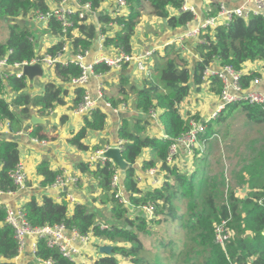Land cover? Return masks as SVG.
I'll return each instance as SVG.
<instances>
[{"label":"trees","instance_id":"obj_1","mask_svg":"<svg viewBox=\"0 0 264 264\" xmlns=\"http://www.w3.org/2000/svg\"><path fill=\"white\" fill-rule=\"evenodd\" d=\"M56 1L59 5L64 0ZM105 1L81 0L80 4H89L91 11L97 12ZM125 1L129 14L115 18L103 15L101 23L104 34L107 33L105 27L118 29H115L114 35L105 38L104 47L126 54H132L133 38L143 16L161 20L173 30L188 26L195 18L191 11L182 10L185 0ZM51 9L44 0H0V18L14 23L10 26L8 40L0 44V59L6 58L13 65L31 62L45 55L56 57L66 53L64 47L67 45H70L72 54L87 55L97 36V28L94 24L86 23L87 15L80 17L81 10L69 16L72 26L66 31L62 22L54 16L50 17L48 29L60 35L63 41L49 48L44 55L36 53L29 31L19 23V18L30 14L34 17L47 14ZM174 10L179 11V14L174 15ZM75 31L80 34L78 38L73 37ZM196 50L201 59L196 64L190 63L175 44L167 45L163 52H155L151 78L144 79L141 89L132 87L130 90L136 94L135 109L139 115L134 116L135 121L123 119L119 130V137L124 141L123 159L131 166L124 176V198L129 204L116 197L117 190L112 186L114 174L119 170L114 162L98 160L94 167L82 162L77 167L80 174L94 178L101 189L94 203L110 207V219H98L94 206L92 208L88 204H75L71 209L65 200V193L61 195V202L49 195H44L42 202H39L33 196L23 206L26 221L32 229L64 225L70 232L76 231L81 236L91 235L97 240L112 243V255L99 257L94 264H122L117 256L126 258L131 264H264V148L255 150L251 158H244L243 162L238 161L230 166L239 187L247 188L245 199L237 198V188H234L226 200V176L223 173H220L223 176H211L214 170L208 162L212 157L211 150L218 147V144H214L218 142L210 138L218 136L220 127L217 126L225 121V113L234 114L239 110L250 123L264 125V106L240 102L227 107L216 121L208 124L206 133L199 136L200 142L208 141L210 148L205 150L207 154H198L192 168L189 165L181 167L168 163L172 145L191 130V121L201 122L199 115L183 118L178 108L193 88L199 90L205 83V71L216 64L221 69L232 66L237 71H242L246 64L264 65V15L250 13L247 17L235 18L229 26L202 30ZM9 52L12 53L8 55ZM55 69L56 76L65 86L48 82L41 95L26 92L28 82L25 77L18 78L7 71L0 72V123L7 122L13 133L20 132L25 122L31 120L32 109L51 113L64 106L70 90L66 85L82 75V68L70 62L68 65L57 64ZM93 71L106 75L112 69L105 64H95ZM260 76L252 71L243 74L242 88L252 90V83ZM127 84L128 81L122 77L119 94L123 99L119 100V104L126 103L129 94ZM222 87V81L214 76L210 84L211 92L221 97ZM74 91L72 108L76 109L86 89L77 87ZM108 103L115 109L118 107L116 100H108ZM155 111H162L160 120L166 138L146 134L148 117ZM107 119V113L97 107L84 116L82 128L69 140V144L80 151H89L91 147L85 140L90 132H103ZM31 126L32 139L39 143L50 140L45 126ZM93 149L102 150L99 145ZM254 149L255 143L252 142L250 150ZM145 150L151 151L152 158L142 162V170L156 169L161 164L163 176L162 185L147 192L139 187L135 168ZM221 154L217 159L220 165L227 161L226 155ZM20 162L19 143L0 140V193L14 194L20 190L12 176ZM37 174L42 178L40 186L46 189L53 188L61 172L53 170L51 163L44 160L37 166ZM182 202H185L183 210L179 207ZM149 204L155 206L153 219L139 212L132 218L130 210ZM7 214V209L0 207V264H13L12 261L20 253L15 230L6 223ZM228 219L233 236L223 250L215 243V225ZM167 223L173 226L170 230L164 227ZM154 226H161L164 232L158 245H152L156 252L151 256L145 242L155 235ZM47 242V238L38 240L35 253L37 261L77 264L64 257L59 247H49ZM163 250L167 251V255L163 256Z\"/></svg>","mask_w":264,"mask_h":264},{"label":"crops","instance_id":"obj_2","mask_svg":"<svg viewBox=\"0 0 264 264\" xmlns=\"http://www.w3.org/2000/svg\"><path fill=\"white\" fill-rule=\"evenodd\" d=\"M44 1L50 8L59 6L56 0ZM221 4H223L228 10H235L241 7L247 8L248 10L252 8V6L246 4L245 0H186L185 6L189 8L195 16L194 21L187 26V30H184L183 28L179 30L169 29L165 22L149 15H145L136 28V34L132 43V54L137 56L144 54L149 50L163 52L167 45H172L174 43L181 49L183 56H185L190 63L196 64V62L201 61L196 50L199 42L198 37L190 39L185 38L183 41H180V39L178 40V37L180 38L184 33L188 34L190 31L200 28L208 19L213 17L218 12ZM77 5L78 3L75 0H67V4H64V7L74 11L78 10ZM84 13L88 16L86 23L94 24L97 28V36L93 42L91 50L85 58L84 63L89 66L96 64L104 58H114L117 55L118 50L114 48H105L104 40L107 36L114 35L116 28L113 27L109 29L108 27H105L107 33L104 34L102 32L103 25L101 23V18L103 15H108L114 18L118 15H127L129 14L128 7L119 11L117 0H106L102 4L99 11L92 12L90 10H86ZM172 13L174 15H178L179 11L174 10ZM98 14L100 15L98 16ZM19 20L21 25L25 26L29 31V35L35 45V51L39 55L46 54L49 48L56 45L60 41H63V38L60 35L55 32H51L47 27L48 25L41 24L32 14L28 17H20ZM2 21L4 24H9V31H7V35L4 40L0 42V44H3L8 40L10 36V26L14 24L8 20L6 21L5 19H2ZM79 35L80 34L77 31L73 33L74 38H78ZM59 58V61H72V59L76 58V55L73 56L70 50H68ZM151 65L153 68L154 60ZM211 69L214 71H221L218 64L212 65ZM48 70H50L49 72L52 73V76L50 74L51 77L50 79H47L46 84L48 82H55L60 86H65L56 76L55 68L46 67L44 69L45 72ZM250 71L261 74L259 77L260 83L258 85H254L253 83L252 90L264 94V65L262 63L246 64L245 68L242 70L243 74ZM122 77H125L127 81L130 80V82H136L139 85L136 87L138 89L142 87L144 79L147 78L143 72L138 70L136 63L130 66H124L121 70H112L106 75L94 74V76L89 77L85 89L89 96L93 100L97 101L96 108H101L108 115L105 130L103 132H90L85 140V143L91 147L89 151H80L69 144V140L82 128L84 118V116H80L76 113V109L72 108L73 99L75 97V88L71 85H66L70 90L68 98L66 99L67 103L64 106L56 108L54 111H51V113L39 112L38 109H32V115H36L40 119L46 121V124L42 125L45 126V132L49 135L50 140H52L46 141L45 145L36 142L35 139L30 137V133L32 131L30 120L25 122L22 131L16 133L11 131L10 125L7 122L0 123V140H12L19 143L21 149V162L24 164L26 170L25 188L20 189L14 194L0 193V207L17 211L22 209L24 204L33 196H36L38 201L42 202L44 195L53 196L58 202H61V195L65 193V200L70 204L71 209H73L75 204H90L92 208L93 206H96L105 209L107 212L100 218L106 220L109 219V216L111 215L109 210L110 207L94 203V198H97L101 194V189L98 187V183L91 176L80 174L77 167L78 164L82 162L88 163L90 166L94 167L97 163L94 158L97 157L98 152L103 150L105 151L108 148L119 147V144L122 141L119 137V130L122 123V120L118 117L119 113L129 114L130 117L128 119H130L133 114L139 115V111L135 109V103L131 101H129V103L126 102L118 104V107L115 109L118 112L113 110L112 106H108V104H110L108 103V100L114 99L110 98L107 93V85H117V83L121 85ZM212 79L213 78H210L209 80L207 79L199 90L197 88H193L190 95L180 104L178 108L180 115L183 118L199 115L202 123L207 122V129L208 124L216 121L226 109L222 110L216 119L209 121L213 114L216 113L222 106V99L220 95L212 93L210 90ZM46 84L44 86H46ZM44 86L32 85L28 80V88L26 92L32 95H41L45 89ZM71 90H73V92ZM204 90L206 92H204ZM200 96L203 97L205 102L204 105L199 102ZM120 97L123 99L122 95H120ZM121 98H119V100H122ZM124 104H126L125 109H123ZM161 112L162 111H155L156 116L149 115L148 117L149 124L146 127V134L150 137H157L160 139L166 138L164 125L160 120ZM63 119H66L65 122H62ZM26 131L27 133H25ZM103 140L107 142L106 145H104V148L101 151H95V154L91 153L93 148L98 145L100 146ZM179 149H181L182 154L185 155L183 159L186 160V156L188 154L187 149L183 145H180ZM69 150L72 151V154L75 157L72 158ZM151 158V151L145 150L135 165V168L137 169L136 175L138 185L142 190L145 189L142 188L144 180H150L152 184L156 186L159 182L157 178L158 174L160 175V178H163L160 172L161 164H158L154 175H150L148 173L149 170H142V162L144 160H150ZM44 160L50 161L52 169L60 171L62 175H73L78 177L80 180L79 184L77 186L67 188L66 191L55 188H42L40 186L42 178L37 174V166ZM138 169H140L141 175ZM243 189L237 191L238 194H246V192H242ZM120 191L122 195L126 196L124 193V176L122 174L120 176ZM71 198L74 200H71ZM138 212L139 211L137 210H130V215ZM139 213L142 214L141 212ZM66 238L78 250V254L74 257L77 264H94L99 257H102L98 255V253H100L99 249L101 246L109 245L113 247L112 243H109L108 241H100L95 238H92L86 243L74 240L69 232L66 233ZM36 243L37 240L35 236H28L25 239L24 246L20 250L18 257L12 261L13 264H37V260L33 252V248ZM120 260H122V258H120Z\"/></svg>","mask_w":264,"mask_h":264},{"label":"built area","instance_id":"obj_3","mask_svg":"<svg viewBox=\"0 0 264 264\" xmlns=\"http://www.w3.org/2000/svg\"><path fill=\"white\" fill-rule=\"evenodd\" d=\"M78 5V10L81 9L80 17L84 18L85 13L84 11L90 10L91 7L89 4L81 5V0H75ZM186 2V0H185ZM246 4L252 6L251 9L247 8H238L235 10H228L223 4L220 5L218 13L208 19L200 28L190 31L188 34L180 37L181 41L185 38H200L201 31L204 29H212L215 30L220 26H229L232 21L237 17H247L250 13L262 14L264 15V0H245ZM63 4V5H62ZM64 4H67V0H64L59 6L52 8L50 12L47 14H38L36 19L44 25H47L50 17L54 16L57 20L63 23L64 30L66 31L67 28L72 26V22L70 21L69 16L76 12L77 10H71L64 7ZM119 11L127 8V3L125 0H117ZM183 11H191L189 8L185 6V3L182 7ZM201 43V42H200ZM70 45L64 47V51L70 50ZM12 52H9L11 54ZM88 54V53H87ZM155 51L149 50L146 51L144 54L135 56L134 54H126L123 52L118 51L117 55L114 58H104L103 60L97 62L96 64H105L110 67L112 70H121L124 66H130L134 63L137 64V68L139 71L143 72L147 78H151L152 76V65L153 58H154ZM49 56L45 55L40 58H35L31 62H24V63H17V64H9L6 58L0 59V72L7 71L8 68H12L14 70H23L25 66H32L35 64H40L45 69L48 68H55L57 64L61 65H68L70 62H75L80 68H82V75L79 78L73 79L71 82V86L73 88L83 87L85 88L89 77L94 76L93 67L94 65H86L84 63L85 58L87 55L78 54L76 55L75 59L72 61H59L60 56ZM75 54H73L74 56ZM8 72V71H7ZM15 74L18 78L25 77L22 72L12 71L10 72ZM217 76L223 83L222 91H221V99H222V106L218 109L216 113L210 118L209 121L216 119L218 115L221 113L222 110L225 108L238 104L240 102H248L249 104H258L264 106V94L253 91V90H244L241 85V80L243 76L242 71L235 70L232 66H226L225 68L221 69V71H214L211 68L207 69L204 73V82ZM254 85H258L260 83V79H256ZM252 83V84H253ZM97 101L93 100L86 91V94L76 108V113L80 116H85L90 114L94 109H96ZM108 106H111L108 104ZM126 104L123 105V109H125ZM115 110V108H113ZM118 112L117 110H115ZM151 116H156L155 112L151 114ZM192 128L191 130L182 138L177 140L171 147L170 150V157L168 159V163L172 165L174 157L178 153V149L180 145L185 146L187 150L191 149L195 144L199 143V136L200 134L206 133L207 130V122H198V121H191ZM38 142V141H36ZM45 145V142L40 143ZM124 142L121 141L119 144V148L122 150ZM106 151V150H105ZM103 152H98L97 157L94 160H102L105 161L101 157ZM150 175H154L156 173L155 169H150L148 172ZM13 178L15 183L20 187V189L25 188L26 186V170L25 166L22 162L18 165L16 171L13 173ZM120 171H116L113 177L112 186L114 189L117 190L116 197L124 202L125 204H129L124 195H122L120 191ZM79 178L73 175H62L60 174L57 178L56 183L54 184L53 188L66 190L67 188L77 186L79 183ZM71 200H74L71 198ZM137 211L141 212L142 214L146 215L148 218L153 219L155 213V206L154 204H149L147 206L141 207L140 209H136ZM7 218L6 223L14 228L15 236L20 246V250L23 248L25 239L28 236H35L36 240L40 238H47L48 239V246L54 247L57 246L60 248L64 257L74 260V257L78 254V250L73 246V244L67 240L66 233L69 232L74 240H79L83 243L89 242L93 237L91 235L81 236L76 231H68L64 225L55 226V227H45L41 229H32L29 223L26 221L25 214L22 209L17 211L7 209ZM229 219L222 220L220 223L215 225V243L225 250L227 243L232 238L233 231L229 227ZM37 249V243L34 245L33 252L34 256ZM38 264H53L51 261H37Z\"/></svg>","mask_w":264,"mask_h":264},{"label":"rangeland","instance_id":"obj_4","mask_svg":"<svg viewBox=\"0 0 264 264\" xmlns=\"http://www.w3.org/2000/svg\"><path fill=\"white\" fill-rule=\"evenodd\" d=\"M19 23H20V21H19ZM7 31H9V24H4V22L0 18V42L4 40L5 36L7 35L6 33H8ZM179 39H181V38L178 37V40ZM173 45H174V43H173ZM49 71L50 70L45 72L44 77L36 78L34 81H32L30 83L32 85L44 86L47 82V79H50V77L52 76V73ZM50 74H51V76H50ZM27 82H28V79H27ZM137 86H139V85L136 82H130V80H129L128 84L126 85V88L128 89V91H130L132 87H137ZM120 87L121 86L119 85V83H117V85H111V86L107 85V88H108L107 93L109 94L110 98H113L114 100H116L118 102V104H119V98H121L119 95V92H118V90H120ZM71 91L73 92V90H71ZM204 92H206V91L204 90ZM129 101L135 103V101H136L135 92H129V94L127 95L126 102L129 103ZM199 102L203 105L205 104L202 96L199 97ZM235 109H237V108H235ZM204 111H202V112H204ZM134 115L135 114H133V116L130 118V122L135 121ZM225 115H226L225 121L222 123L221 126H217V127H220V130L218 132V136L214 135L210 138V140H212V141L215 140L218 142V143H216V142L214 143V144H218V145H216L218 147L211 150V153H212L211 156L212 157H210L208 159V162L212 165V168L214 170V172L211 171L210 175L211 176H221L222 174H220V173H223L226 176V186L224 189L226 200L228 199L229 192L231 191V189H234V188H237V190H236V194L238 196L237 198L245 199V198H247V190H246L247 188L243 189L244 187L243 188L239 187L240 186L239 182L233 178V173L231 174L232 168L230 166H234L235 164L238 163V161L243 162L244 158H251L254 155L255 150L264 148V125H256V124L250 123L247 120V118L245 117V115H243L239 110H236L234 114L227 115V113H225ZM252 142L255 143V149L254 150H250V146H251ZM106 143L107 142L105 140H103L100 144V148L103 149L104 145H106ZM226 147H228V149H226ZM209 148H210V146L206 143V141L205 142L199 141L198 144H195L191 149L187 150L188 154L186 156V160L183 159V157L185 155L182 154L181 149H178V153L174 157L175 159L173 160L172 165L174 163L176 165L181 166V167L189 165L190 168H192L194 165V162L196 163V160L194 161L196 156L198 154H201V155L207 154V152L205 150H208ZM103 151H101V152H103ZM69 152L71 153L72 158L75 157L72 154L71 150H69ZM91 153L95 154V150L93 149L91 151ZM220 153L224 154V156L226 155V158H227V161H225L221 165L218 164V160H217L220 157ZM77 157H79V156H77ZM219 166H222V167L219 169L218 168ZM138 170L140 172V169H138ZM118 171H120V169ZM232 172H234V171H232ZM140 175H141V172H140ZM157 178H158L159 182H158V184H156V186L153 185L150 180H144V183H142L143 184L142 188L143 189L145 188L144 190L147 192V191L151 190L152 188L160 187L162 182H163V180H162L163 178L162 177L160 178L159 174H158ZM241 189H243L242 192L243 193L246 192V194H244V195L240 194V193L238 194L237 191H239ZM184 203L182 202L179 204V207L182 210L184 209ZM89 207H92V206L89 204ZM94 210L97 213L98 219L104 213L107 212L105 209L99 208L96 206L94 207ZM134 217H135V213L132 214V218H134ZM109 219H110V216H109ZM109 219H107V220H109ZM100 221H103V220H100ZM164 227L166 230H170L173 226L171 223H167L164 225ZM153 228H154L153 234H155V235H153L150 238L147 237L148 239L145 242L146 249L148 250V253L151 256H153L156 252V250L152 247V245H155V246L158 245L157 242L161 241V237H162V234L164 232V230L162 229L161 226H159V227L154 226ZM181 236L182 235H180L179 238ZM232 236H233V234H232ZM175 238H178V237L176 236ZM162 254H163V256L167 255V251L163 250ZM98 255L103 256L100 253H98ZM117 257H119V259L122 258V260H121L122 264H131L129 261L126 260V258H123L120 256H117ZM128 260H130V259L128 258Z\"/></svg>","mask_w":264,"mask_h":264},{"label":"water","instance_id":"obj_5","mask_svg":"<svg viewBox=\"0 0 264 264\" xmlns=\"http://www.w3.org/2000/svg\"><path fill=\"white\" fill-rule=\"evenodd\" d=\"M99 15L100 14H98V16ZM183 29L187 30L188 27L186 26ZM184 35L186 34L184 33L183 36ZM7 71L8 72H12V71L22 72L25 78H27L30 82L34 81L36 78L44 77L45 75L44 68L40 64H35L32 66H25L23 70H14L12 68H8ZM118 117L121 120H123V119H128L130 116L129 114H126V113L125 114L119 113ZM42 124H46V121L40 119L36 115H32L31 120H30V125H42ZM25 133H27V131ZM101 157L114 162L120 169V173L123 176H125L126 171L129 168H131V166L128 163H126V161L123 159L122 150L119 147L108 148L103 154H101ZM113 249L114 247L105 245V246H101L99 251L103 256H110L113 253Z\"/></svg>","mask_w":264,"mask_h":264}]
</instances>
